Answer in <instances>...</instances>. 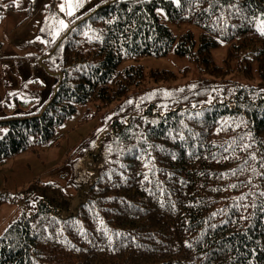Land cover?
<instances>
[{
	"label": "trees",
	"instance_id": "trees-1",
	"mask_svg": "<svg viewBox=\"0 0 264 264\" xmlns=\"http://www.w3.org/2000/svg\"><path fill=\"white\" fill-rule=\"evenodd\" d=\"M15 0H0V19ZM175 26L173 33L160 18ZM264 0H104L41 57L57 76L34 112L0 118V163L53 144L77 107L125 98L129 115L84 140L70 179L73 206L57 181L35 180L0 204L20 216L0 235V264H264ZM228 44L224 66L212 50ZM173 53L212 79L171 88L135 110L144 83L185 74L128 59ZM231 71L259 84L224 80ZM78 175V176H77ZM33 199H35L33 201Z\"/></svg>",
	"mask_w": 264,
	"mask_h": 264
},
{
	"label": "rangeland",
	"instance_id": "rangeland-1",
	"mask_svg": "<svg viewBox=\"0 0 264 264\" xmlns=\"http://www.w3.org/2000/svg\"><path fill=\"white\" fill-rule=\"evenodd\" d=\"M104 0H15V10L5 12L0 19V118L20 116L34 112L52 94L57 76L47 71L41 57L58 37L78 18L84 16ZM162 21L179 34L186 27L168 22L159 10ZM257 29L264 26L260 20ZM228 44L211 52L214 62L224 66ZM142 65L145 69H165L185 74L175 81L155 84L146 82L130 89L126 98L135 110L147 103L161 102L169 97L171 88L191 81L212 79L201 73L197 66L185 58L169 53L164 57H140L124 61L119 68ZM224 80L243 85L259 84L254 74L246 78L236 71L229 72ZM125 98L102 104L93 99L79 105L76 112L59 126L53 144H45L33 151H24L0 163V191L16 193L25 190L35 180L57 181L75 206L79 197L70 179L77 180L75 169L83 166L85 153L79 146L84 140L97 137L110 130L115 120L129 115L124 110ZM6 128L0 125V137ZM78 176V175H77ZM35 199H33L34 201ZM18 203L0 204V235L21 214Z\"/></svg>",
	"mask_w": 264,
	"mask_h": 264
},
{
	"label": "snow or ice",
	"instance_id": "snow-or-ice-1",
	"mask_svg": "<svg viewBox=\"0 0 264 264\" xmlns=\"http://www.w3.org/2000/svg\"><path fill=\"white\" fill-rule=\"evenodd\" d=\"M262 34H264V33H262Z\"/></svg>",
	"mask_w": 264,
	"mask_h": 264
}]
</instances>
